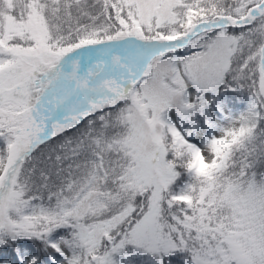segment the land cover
<instances>
[{"label": "snow or ice", "instance_id": "6c2138e0", "mask_svg": "<svg viewBox=\"0 0 264 264\" xmlns=\"http://www.w3.org/2000/svg\"><path fill=\"white\" fill-rule=\"evenodd\" d=\"M177 252L264 264V0H0V264Z\"/></svg>", "mask_w": 264, "mask_h": 264}, {"label": "rangeland", "instance_id": "374dc122", "mask_svg": "<svg viewBox=\"0 0 264 264\" xmlns=\"http://www.w3.org/2000/svg\"><path fill=\"white\" fill-rule=\"evenodd\" d=\"M219 98H221L220 92L216 95H213L212 93L208 94V99H209L210 103H209V106L207 109V115L211 119L214 117L217 119H221V120L223 119L224 121L220 125V128H221V127L228 125L231 120L229 118L228 119L219 118L221 116H224V115L218 114L216 107H215V105L218 103ZM170 115L177 122L178 127H182L183 129H189V128L193 127V125H191L189 123H184L183 125H181L179 122V117H177L175 115V110H173L170 113ZM238 116L239 115H236L233 118H236ZM195 121H196V124H195L196 131L193 133V136L190 137V139L194 143L202 144L204 139L206 137H208L207 133H206V129H205L206 119L204 116L197 115L195 117ZM198 126H200V127L198 128ZM215 134H218V132L216 131V132L212 133V135H215ZM12 244H15L19 247H22L24 244H26L30 248L31 251L38 252L42 249L43 241L25 238L22 240L11 242L9 247H11ZM173 256L176 257L175 260L172 258ZM169 260H170L171 264H175V263L180 264L182 261L186 264V262L188 260H190V256L187 253L177 252L176 254L169 257ZM123 264H154V261L152 260V258L148 257L147 255L136 253V254H133L129 257L123 258Z\"/></svg>", "mask_w": 264, "mask_h": 264}, {"label": "trees", "instance_id": "16d2710c", "mask_svg": "<svg viewBox=\"0 0 264 264\" xmlns=\"http://www.w3.org/2000/svg\"><path fill=\"white\" fill-rule=\"evenodd\" d=\"M222 90V94H221V98L218 101V103L215 105L217 112L224 110L225 108V113L227 110V113L224 114L223 111V117L224 119H228V118H233L235 115H240L241 113L245 112L248 107H249V96L246 92H240V91H234L230 88H221ZM223 120V119H222ZM213 124L209 125L210 128H206L208 127V123L206 122L205 124V129H206V133L208 137L212 136V133L214 131H216L218 129L219 123L217 120H214V118H212ZM200 126H198L199 128ZM210 133V134H209ZM22 249H28L30 250V248L24 244L22 247ZM174 260L176 259L175 256L172 257ZM184 262L182 261L180 264H183ZM178 264V263H175Z\"/></svg>", "mask_w": 264, "mask_h": 264}]
</instances>
